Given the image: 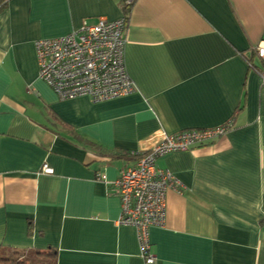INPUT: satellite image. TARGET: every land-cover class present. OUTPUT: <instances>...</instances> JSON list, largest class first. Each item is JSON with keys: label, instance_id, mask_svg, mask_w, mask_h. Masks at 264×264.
<instances>
[{"label": "crops", "instance_id": "1", "mask_svg": "<svg viewBox=\"0 0 264 264\" xmlns=\"http://www.w3.org/2000/svg\"><path fill=\"white\" fill-rule=\"evenodd\" d=\"M125 15L138 90L61 100L35 41ZM262 39L264 0H0V244L56 264H147L112 183L150 136L234 119L158 158L182 186L150 228L153 264H264Z\"/></svg>", "mask_w": 264, "mask_h": 264}, {"label": "built area", "instance_id": "2", "mask_svg": "<svg viewBox=\"0 0 264 264\" xmlns=\"http://www.w3.org/2000/svg\"><path fill=\"white\" fill-rule=\"evenodd\" d=\"M133 0H127L131 3ZM127 16L115 20L100 17L84 19L69 33L38 38L35 48L39 75L57 92L61 100L89 96L105 101L130 95L138 90L126 64ZM264 62V39L255 47ZM264 81V71L261 72ZM234 119L212 128L184 129L170 134L156 133L141 143L134 165H125L112 183L111 194L121 200V224L137 230L141 254L147 264L155 263L150 228L163 226L167 216V190L179 189L181 181L168 168L157 164L158 158L174 151L190 150L209 143L228 132ZM45 172H53L47 164Z\"/></svg>", "mask_w": 264, "mask_h": 264}, {"label": "trees", "instance_id": "3", "mask_svg": "<svg viewBox=\"0 0 264 264\" xmlns=\"http://www.w3.org/2000/svg\"><path fill=\"white\" fill-rule=\"evenodd\" d=\"M128 8V5H127ZM132 156H138L131 154ZM9 251V253L7 252ZM10 250L0 244V264H56L54 251H34V256L25 258L27 252Z\"/></svg>", "mask_w": 264, "mask_h": 264}, {"label": "rangeland", "instance_id": "4", "mask_svg": "<svg viewBox=\"0 0 264 264\" xmlns=\"http://www.w3.org/2000/svg\"><path fill=\"white\" fill-rule=\"evenodd\" d=\"M7 252L9 253V251H7ZM21 252H23V251H21ZM13 253H15V252L13 251L12 254H13ZM24 257H25V258H30V257H32V256H31L30 253H27L26 255H24Z\"/></svg>", "mask_w": 264, "mask_h": 264}]
</instances>
